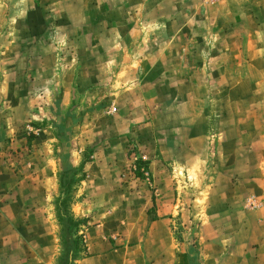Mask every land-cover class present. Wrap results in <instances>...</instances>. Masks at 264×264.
Instances as JSON below:
<instances>
[{"label":"rangeland","instance_id":"obj_1","mask_svg":"<svg viewBox=\"0 0 264 264\" xmlns=\"http://www.w3.org/2000/svg\"><path fill=\"white\" fill-rule=\"evenodd\" d=\"M81 163L73 264H206L210 199L237 263L233 223L264 213V0H0V264H58Z\"/></svg>","mask_w":264,"mask_h":264},{"label":"crops","instance_id":"obj_2","mask_svg":"<svg viewBox=\"0 0 264 264\" xmlns=\"http://www.w3.org/2000/svg\"><path fill=\"white\" fill-rule=\"evenodd\" d=\"M10 130L11 131H8L9 133L17 134L18 129L12 128ZM207 195H209L210 197L211 193H207L206 196ZM214 202H218V200H214ZM200 209V213L202 215L201 217L203 218L202 228L204 230V244L207 249V251L203 254L204 260L206 261V264H224V259H222L221 254L219 255L217 252H215L217 249L220 248L222 241L219 240L220 236L219 232H217V229L219 228L215 225L217 224V222L215 219L211 218L214 215L210 216V214H214L217 212L218 207L214 206L213 200L210 199L208 203L202 204ZM148 210L149 207L145 211L146 218L144 220V223L140 222V229L142 231L145 228V224H149V227H151V229H155L156 226H159L164 223L161 219V214L159 210H156L157 214L153 217H150V219V211ZM238 212L241 214L240 211ZM260 213L261 215L259 217L258 215H253L249 218H243L239 214L238 217L240 216V219L233 223L234 232L233 234H231V239H237V242L234 241V243H238L233 244V246H235V248H233V254L237 259V263L235 264H264V213ZM205 214L209 215L210 217L208 216V218L205 219ZM24 227L25 229L29 227H34L35 229L39 227L41 229L42 227H44L45 230L48 229L47 225L44 224V222H41V220L36 219L35 216H31L28 222L26 221ZM48 232L49 231L46 230V235L48 234ZM142 236L140 234V238ZM254 243H258L259 246H254ZM233 254H231V256ZM88 258L89 261H97V257H95L94 255Z\"/></svg>","mask_w":264,"mask_h":264},{"label":"trees","instance_id":"obj_3","mask_svg":"<svg viewBox=\"0 0 264 264\" xmlns=\"http://www.w3.org/2000/svg\"><path fill=\"white\" fill-rule=\"evenodd\" d=\"M31 138V134L29 135ZM28 138V139H29ZM138 164L145 163L142 160L136 161ZM83 163L78 167L62 171L59 174V194L54 200L55 214L60 226V239L62 242V251L58 264H73V261L79 256L82 246L80 245L81 235L78 229L86 223L85 218H77L71 211L73 185L80 179L76 177L78 172H82ZM142 174H138V176Z\"/></svg>","mask_w":264,"mask_h":264}]
</instances>
